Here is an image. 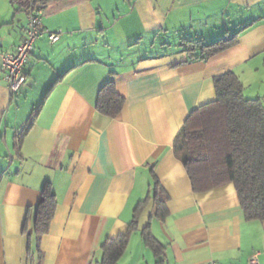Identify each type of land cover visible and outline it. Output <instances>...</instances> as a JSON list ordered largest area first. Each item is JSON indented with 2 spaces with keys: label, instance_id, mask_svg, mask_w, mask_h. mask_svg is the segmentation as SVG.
<instances>
[{
  "label": "crops",
  "instance_id": "obj_1",
  "mask_svg": "<svg viewBox=\"0 0 264 264\" xmlns=\"http://www.w3.org/2000/svg\"><path fill=\"white\" fill-rule=\"evenodd\" d=\"M252 21L236 45L185 63L182 39L209 43ZM26 23L24 11L0 0V52L14 50ZM41 23L59 39L35 41L18 94L0 81V264H96L152 177L168 197L167 215L157 217L149 199L118 264H245L256 252L264 264V221L244 218L231 183L194 192L174 151L189 113L214 100V77L232 71L244 97L264 105V0H63L41 10ZM110 80L124 99L115 118L95 108ZM47 182L57 205L28 259L23 229ZM146 225L158 258L143 243Z\"/></svg>",
  "mask_w": 264,
  "mask_h": 264
},
{
  "label": "trees",
  "instance_id": "obj_2",
  "mask_svg": "<svg viewBox=\"0 0 264 264\" xmlns=\"http://www.w3.org/2000/svg\"><path fill=\"white\" fill-rule=\"evenodd\" d=\"M63 0H9L15 11L30 7L43 10L49 4ZM250 24L241 27L227 37L205 43L202 38L182 39L180 47L186 54L185 63L207 61L212 56L234 46L239 34ZM215 98L192 110L178 131L174 151L182 161L196 193L231 183L246 220L264 221V105L260 98L244 97V86L232 72L213 79ZM124 105L112 80L98 90L95 108L108 117L115 118ZM38 108L30 115L17 136L22 137L32 127ZM146 198L135 208L127 229L114 238H107L100 247L96 264H118L124 254L131 234L137 229V217L151 199L156 205L157 217L167 215V195L158 180L152 177ZM57 200L50 184L41 189V196L33 208L32 227L23 231L28 238L27 258L32 257L31 241L39 252L41 238L49 232ZM143 243L155 257L161 255V246L149 231L148 225L141 230ZM156 264H161L160 260Z\"/></svg>",
  "mask_w": 264,
  "mask_h": 264
},
{
  "label": "built area",
  "instance_id": "obj_3",
  "mask_svg": "<svg viewBox=\"0 0 264 264\" xmlns=\"http://www.w3.org/2000/svg\"><path fill=\"white\" fill-rule=\"evenodd\" d=\"M27 23L24 36L19 44L10 52H0V81L5 83L10 96L18 94L26 83L25 67L29 61L33 45L36 40L46 36L47 43H55L60 31L50 32L42 26L41 11L32 7L26 10ZM201 264H219L215 261H207ZM245 264H260L259 253L250 256Z\"/></svg>",
  "mask_w": 264,
  "mask_h": 264
},
{
  "label": "rangeland",
  "instance_id": "obj_4",
  "mask_svg": "<svg viewBox=\"0 0 264 264\" xmlns=\"http://www.w3.org/2000/svg\"><path fill=\"white\" fill-rule=\"evenodd\" d=\"M177 41H178V40H176L175 37H171V38L169 39V42H170L171 45H178V42H177Z\"/></svg>",
  "mask_w": 264,
  "mask_h": 264
}]
</instances>
